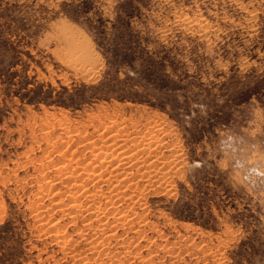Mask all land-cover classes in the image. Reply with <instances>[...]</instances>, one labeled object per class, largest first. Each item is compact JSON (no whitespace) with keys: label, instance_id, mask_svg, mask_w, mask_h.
<instances>
[{"label":"rangeland","instance_id":"374dc122","mask_svg":"<svg viewBox=\"0 0 264 264\" xmlns=\"http://www.w3.org/2000/svg\"><path fill=\"white\" fill-rule=\"evenodd\" d=\"M88 263L264 264V0H0V264Z\"/></svg>","mask_w":264,"mask_h":264},{"label":"bare ground","instance_id":"6f19581e","mask_svg":"<svg viewBox=\"0 0 264 264\" xmlns=\"http://www.w3.org/2000/svg\"><path fill=\"white\" fill-rule=\"evenodd\" d=\"M199 17H200V16H199ZM198 19H199V18H198ZM190 28H191V27H190ZM187 31H188V30H187ZM108 115H109V114H108ZM103 123H104V122H103ZM120 123H121V122H120ZM92 124H93V123H92ZM96 125H97V124H96ZM96 125H95V126H96ZM104 125H105V124H104ZM118 126H119V125H118ZM118 126H117V127H118ZM84 128H85V127H84ZM102 128H103V126H102ZM115 128H116V127H115ZM102 130H103V129H102ZM96 131H97V130H96ZM96 131H95V132H96ZM112 131H113V130H112ZM116 132H117V131H116ZM121 133H122V131H121ZM90 134H91V133H90ZM107 134H108V133H107ZM92 135H93V134H91V137H92ZM96 135H97V134H96ZM125 135H126V133H125ZM103 136H104V135H103ZM106 136H107V135H106ZM120 136H121V135H120ZM130 136H131V135H130ZM146 136H147V135H146ZM70 137H71V136H70ZM85 137L88 139V136H85ZM89 137H90V136H89ZM100 137H101V136H100ZM114 137H115V136H114ZM101 138H102V137H101ZM145 138H146V137H145ZM71 139H72V138H71ZM148 139H149V138H148ZM76 140H77V139H76ZM88 140H89V139H88ZM112 140H113V139H112ZM103 141H104V140H103ZM143 141H144V140H143ZM69 142H70V141H69ZM67 143H68V142H67ZM73 143H74V141H73ZM94 143H95V141H94ZM97 143H98V142H97ZM140 143H141V142H140ZM140 143H139V144H140ZM89 144H90V143H89ZM141 144H142V143H141ZM141 144H140V145H141ZM74 145H75V144H74ZM90 145H92V143H91ZM69 146H70V144H69ZM93 146H94V145H93ZM114 146H115V145H114ZM141 146H142V145H141ZM83 147H84V146H83ZM87 148H88V147H87ZM90 148H91V147H90ZM92 148H93V147H92ZM118 148H119V147H118ZM115 149H116V148H115ZM131 149H132V148H131ZM78 150H79V149H78ZM90 150H91V149H90ZM134 150H135V149H134ZM148 150H149V149H148ZM91 151H92V150H91ZM113 151H115V150H113ZM123 151H124V150H123ZM104 152H105V151H104ZM70 153H71V152H70ZM93 153H94V152H93ZM128 153H129V152H128ZM128 153H127V154H128ZM144 153H145V152H144ZM74 154H75V153H74ZM88 154H89V153H88ZM151 154H152V153H151ZM93 155H94V154H93ZM112 155H113V154H111V156H112ZM122 155H123V154H122ZM71 156H72V153H71ZM73 156H74V155H73ZM76 156H77V153H76ZM76 156H75V157H76ZM94 156H95V155H94ZM104 156H105V155H104ZM119 157H120V156H119ZM131 157H132V156H131ZM68 158H69V157H68ZM89 158H90V157H89ZM117 158H118V157H117ZM138 158H139V157H138ZM152 158H153V157H152ZM99 159H100V157H99ZM123 159H124V158H123ZM70 160H71V159H70ZM72 160H73V158H72ZM88 160H89V159H88ZM125 160H126V159H125ZM90 161H91V160H90ZM109 161H110V160H109ZM144 161H145V160H144ZM65 162H66V161H65ZM79 162H80V161H79ZM112 162H113V161H112ZM125 162H126V161H125ZM130 162H131V161H130ZM80 163H81V162H80ZM83 163H85V162H83ZM90 163H91V162H90ZM90 163H89V164H90ZM101 163H102V162H101ZM132 163H133V162H132ZM140 163H141V162H140ZM78 164H79V163H78ZM122 164H123V163H122ZM68 165H69V164H68ZM71 165H72V164H71ZM80 166H81V165H80ZM83 166H84V165H83ZM92 166H93V165H92ZM114 166H115V165H114ZM134 166H135V165H134ZM151 166H152V165H151ZM89 167H91V166L89 165ZM82 168H83V167H82ZM82 168H81V169H82ZM85 168H86V167L84 166V170H82V172L85 174V176L87 175L88 177H91V179H92V178H100V179L102 178L101 176H103V175L100 176L99 173H96L95 171L93 172V170H92L91 168H90V171H88L89 169H85ZM87 168H88V167H87ZM123 168H124V167H123ZM57 169H58V168H57ZM68 169H69V167H68ZM81 169H80V170H81ZM96 169H97V168H96ZM99 169H100V168H99ZM99 169H97L98 172L100 171ZM110 169H111V168H110ZM124 169H125V168H124ZM77 170H78V168H77ZM80 170H79V171H80ZM91 170H92V171H91ZM94 170H95V169H94ZM57 171H58V170H57ZM70 171H71V170H70ZM61 172H62V170H61ZM71 172H72V171H71ZM109 172H111V171H109ZM121 172H122V171H121ZM144 173H145V172H144ZM84 174H82V175H84ZM103 174H104V173H103ZM110 174H112V172H111ZM124 174H125V173H124ZM145 174H146V173H145ZM41 175H42V174H41ZM80 175H81V174H79V176H80ZM82 175H81V176H82ZM129 175H130V174H129ZM146 175H147V174H146ZM42 176H43V175H42ZM81 176H80V177H81ZM108 176H109V175H108ZM70 177H71V176H70ZM73 177H74V176H73ZM82 177H83V176H82ZM152 177H153V176H152ZM108 178H109V177H108ZM108 178H107V179H108ZM118 178H119V177H118ZM118 178H117V179H118ZM127 178H128V177H127ZM133 178H134V177H133ZM150 178H151V177H150ZM107 179H106V180H107ZM134 179H135V178H134ZM136 179H137V178H136ZM148 179H149V178H148ZM87 180H88V179H87ZM111 180H112V179H111ZM114 180H115V179H114ZM143 180H144V179H143ZM143 180H142V181H143ZM74 181H75V179H74ZM90 181H91V180H90ZM97 181H98V180H97ZM107 181H109V180H107ZM125 181H126V180H125ZM125 181H124V182H125ZM134 181H135V180H134ZM140 181H141V180H140ZM114 182H115V181H114ZM127 182H128V181H127ZM144 182H145V181H144ZM155 182H156V181H155ZM86 183H87V182H86ZM99 183H100V182H99ZM70 184H71V183H70ZM47 185H48V184H47ZM80 185H82V182H81ZM80 185H78V186H80ZM82 186H83V185H82ZM82 186H81V188H82ZM84 186H85V185H84ZM84 186H83V187H84ZM88 186H89V185H88ZM96 186H97V185H96ZM131 186H132V185H131ZM131 186H130V187H131ZM54 187H55V186H54ZM69 187H70V186H69ZM42 188H44V187H42ZM42 188H41V189H42ZM88 188H89V187H88ZM88 188H85V189L88 190ZM96 188H97V187H96ZM113 188H114V187H113ZM116 188H117V187H116ZM141 188H142V187H141ZM141 188H140V189H141ZM51 189H52V188H51ZM85 189H82L81 192H80L79 194H80V195H81V194H86L88 191H86V193H85ZM93 189H94V188H93ZM74 190H76V189H74ZM78 190H79V189H78ZM45 191H46V189H45ZM52 191H53V190H52ZM69 191H70V190H69ZM98 191H99V190H98ZM111 191H112V190H111ZM125 191H126V190H125ZM89 192H90V191H89ZM99 192H100V191H99ZM135 192H136V191H135ZM138 192H139V191H138ZM72 193H73V192H72ZM55 194H56V193H55ZM58 194H59V193H58ZM63 194H64V193H63ZM93 194H94V193H92L91 196H94ZM118 194H119V193H118ZM88 195H89V194H88ZM133 195H134V194H133ZM136 195H137V194H136ZM89 196H90V195H89ZM91 196H90V197H91ZM113 196H114V195H113ZM115 196H116V195H115ZM73 197H74V196H73ZM79 197H80V196H79ZM79 197H78V198H79ZM83 197H84V196H83ZM104 197H106L107 201H109V204L112 205V202L110 203V201L113 200V199H112V195L109 193L108 195H105ZM128 197H129V196H128ZM134 197H135V196H134ZM68 198H69V197H68ZM70 198H71V197H70ZM99 198H101V197H99ZM114 198H115V197H114ZM73 199H74V198H73ZM76 199H77V198H76ZM89 199H90V198H89ZM115 199H116V198H115ZM99 200H100V199H99ZM99 200H98V201H99ZM118 200H119V198H118ZM118 200H117V201L114 200V201H116V203H117ZM79 201H80V200H79ZM96 201H97V200H96ZM138 201H139V200H138ZM54 204H55V203H54ZM58 204H60V203H58ZM97 204H99V203H97ZM97 204H96V206H100V205H97ZM105 204H106V202H105ZM105 204H104V205H105ZM129 204H130V203H129ZM55 205H56V204H55ZM77 205H80V204H77ZM106 205H107V204H106ZM56 206H58V205H56ZM102 206H103V205H102ZM80 207H81V206H80ZM88 207H89V206H88ZM88 207H87V208H88ZM91 207H92V206H91ZM91 207H89V208L91 209ZM104 207H106V206H104ZM41 208H42V205H41ZM45 208H46V207H45ZM54 208H55V207H54ZM85 208H86V207H85ZM95 208H97V207H95ZM95 208H94V210H95ZM99 208H100V207H99ZM99 208H97V210H98ZM128 208H129V207H128ZM125 209H126V208H125ZM125 209H124V210H125ZM133 209H134V208H133ZM47 210H48V209H47ZM51 210H52V209H51ZM62 210H63V209H62ZM78 210H79V209H78ZM80 210H81V209H80ZM87 210H88V209H87ZM94 210H92L91 215H94L95 217L93 218V216H92V218L95 219V220H98V221L102 222L101 220H99V218L97 217V215H96L95 213H93ZM101 210H103V209H101ZM34 211H35V210H34ZM72 211H73V209H72ZM99 211H100V209H99ZM104 211H105V210H104ZM81 212H83V211H81ZM108 212H109V211H108ZM70 213H71V212H70ZM121 213H122V211H121ZM39 214H41V213H39ZM64 214H65V213H64ZM112 214H113V213H112ZM119 214H120V213H119ZM42 215H43V214H42ZM91 215H90V216H91ZM116 215H117V214H116ZM128 215H129V214H128ZM37 216H38V215H37ZM37 216H35V217H37ZM38 218H39V217H38ZM73 218H74V217H73ZM92 218H91V219H92ZM36 219H37V218H36ZM39 219H40V218H39ZM43 219H44V217H43ZM43 219H40V220H43ZM54 219H55V218H54ZM104 219H106V217H104ZM117 219H118V218L114 219V221L117 220ZM37 220H38V219H37ZM45 220H46V219H45ZM86 220H87V219H86ZM102 220H103V219H102ZM108 220H109V219H106V221H104V222L101 223V225H100V226H102L101 229H104V228H105V226H106ZM38 221H39V220H38ZM92 221H93V220H92ZM114 221H111V222H114ZM50 223H52V221H51ZM109 223H110V222H109ZM109 223H108V225H109ZM90 225H91V224H90ZM39 226H40V225H39ZM53 227H54V226H53ZM92 227H93V226H92ZM115 227H116V226H115ZM115 227L113 228L114 230H115ZM56 228H57V226H56ZM63 228H64V227H63ZM153 228H155V227H153ZM60 229H61V228H60ZM49 230L51 231L52 229H49ZM56 230H57V229H56ZM62 231H63V230H62ZM48 232H49V231H48ZM57 232H58V230H57ZM68 234H69V232H68ZM116 234H117V233H116ZM62 235H63V234H62ZM79 235H80V234H79ZM57 236H58V235H57ZM80 236H81V235H80ZM59 237H60V236H59ZM88 237H89V236H88ZM97 237H98V236H97ZM66 239H67V238H66ZM101 239H102V238H101ZM149 239H150V238H149ZM60 240H61V239H60ZM64 240H65V239H64ZM85 240H87V238H86ZM105 240H106V239H105ZM108 240H109V239H108ZM150 240H151V239H150ZM66 241H67V240H66ZM71 241H72V240H71ZM79 241H80V240H79ZM94 241H95V240H94ZM94 241H92V242L95 244L97 241H96V242H94ZM101 241H102V240H101ZM101 241H100V242H101ZM59 242H63V241H59ZM92 242H90V243H92ZM72 243H73V242H72ZM102 243H103V242H102ZM105 243H107V245H108V242H105ZM64 244H65V243H64ZM62 245H63V244H62ZM71 245H72V244H71ZM101 245H102V244H101ZM101 245H100V246H101ZM91 246H93V244H92ZM66 247H67V246H66ZM67 248H68V247H67ZM74 248H75V246H74ZM74 248H73V249H74ZM97 248H99V247H97ZM221 248H222V246H221ZM65 249H66V248H65ZM68 249H69V248H68ZM92 249H93V247H92ZM96 250H98V249H96ZM77 251H78V250H77ZM77 251H76V249H74V250H73V252H74L73 255H75V256H76L77 254L79 255V251H78V252H77ZM154 251H155V250H154ZM175 251H176V250H175ZM97 252H98V251H97ZM151 252H152V251H151ZM104 253H105V252H104ZM107 253H108V252H107ZM107 253H106V254H107ZM183 253H184V252H183ZM83 254H84V253H83ZM94 254H95V253H94ZM119 254H120V253H119ZM137 255H138V254H137ZM116 256H117V255H116ZM214 256H215V255H214ZM101 257H102V256H101ZM108 257H109V256H108ZM88 258H89V257H88ZM85 259H86V258H85ZM121 259H122V258H121ZM107 260H108V259H107ZM89 261H90V260H89ZM115 261H116V260H115ZM123 261H124V260H123ZM126 261H127V259H126ZM128 261H129V260H128ZM204 261H205V260H204ZM91 262H92V261H91ZM98 262H99V260H98ZM119 262H121V261H119ZM81 263H82V262H81ZM88 264H89V263H88ZM106 264H107V263H106ZM119 264H120V263H119ZM147 264H148V263H147Z\"/></svg>","mask_w":264,"mask_h":264}]
</instances>
